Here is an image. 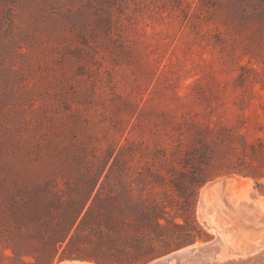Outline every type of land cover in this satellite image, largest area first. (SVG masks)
Here are the masks:
<instances>
[{
    "label": "rangeland",
    "instance_id": "rangeland-1",
    "mask_svg": "<svg viewBox=\"0 0 264 264\" xmlns=\"http://www.w3.org/2000/svg\"><path fill=\"white\" fill-rule=\"evenodd\" d=\"M213 2L1 0L2 264H58L72 252L145 264L213 239L204 213L229 252L261 245L264 193L253 178L221 176L199 188L189 208L199 234L175 227L182 201L153 153L173 145L183 119L233 125L250 141L264 123L259 84L247 85L248 105L239 102L247 57L239 44L231 50L232 0ZM23 205L36 215L21 217Z\"/></svg>",
    "mask_w": 264,
    "mask_h": 264
},
{
    "label": "trees",
    "instance_id": "trees-1",
    "mask_svg": "<svg viewBox=\"0 0 264 264\" xmlns=\"http://www.w3.org/2000/svg\"><path fill=\"white\" fill-rule=\"evenodd\" d=\"M202 1L203 4L210 3V6L213 7L216 4L213 0ZM230 5L232 17L235 18L234 21L230 19L232 21H230L229 31L233 33L231 39L234 42V45L231 44V50L235 51V45L239 44L242 56L247 57V62L240 65V73L236 78L237 85L243 88L244 93L239 102L248 105L250 99L254 97V92L247 89V85L253 87L255 84H259V90H264V76L256 77L260 74L259 69L264 72V0H232ZM219 34H215L216 41H220ZM70 53L73 56H79V49L70 51ZM254 61L259 64H254ZM242 120V124H245L246 115L242 117ZM174 129L177 130V136L171 140L173 145L156 147L153 149V153L159 154L165 161L164 168L169 175L168 184L177 192L182 201L183 211L180 217L183 223L175 225V227L180 229L188 227L193 228L199 234L205 233L194 217H191L189 208L193 206L199 188L217 177L234 174L251 177L260 192L264 193V183L259 181L264 177V123L258 127L259 133L251 141L238 127L229 124L212 125L197 120L188 122L183 119L176 123ZM122 148L123 146L119 149V153ZM105 164L102 165L101 170ZM84 204L85 201L74 212L71 221L66 225L67 227H70L79 216ZM19 215L21 217L35 216L36 212L32 207L23 205ZM66 235L67 231L55 240L58 246L65 241ZM199 237L201 236L199 235ZM73 241L74 237H71L67 246L72 245ZM75 250L79 251V249ZM18 258L24 262L21 254H18ZM63 258L104 262L102 259L74 252L62 256L60 260ZM0 264H2L1 261Z\"/></svg>",
    "mask_w": 264,
    "mask_h": 264
},
{
    "label": "bare ground",
    "instance_id": "bare-ground-1",
    "mask_svg": "<svg viewBox=\"0 0 264 264\" xmlns=\"http://www.w3.org/2000/svg\"><path fill=\"white\" fill-rule=\"evenodd\" d=\"M213 229V228H212ZM215 231V240H221L220 235ZM219 243V242H218ZM205 244H195L186 246L183 249H188L196 246H201ZM245 255L235 256V253L229 252L228 248L222 244L210 247L207 251L201 252L195 256H189L187 258L181 259L177 264H264V247L253 252V253H244ZM239 259V261H237ZM62 262V263H61ZM58 264H85L82 261L78 260H64ZM89 264H95L88 262Z\"/></svg>",
    "mask_w": 264,
    "mask_h": 264
},
{
    "label": "water",
    "instance_id": "water-1",
    "mask_svg": "<svg viewBox=\"0 0 264 264\" xmlns=\"http://www.w3.org/2000/svg\"><path fill=\"white\" fill-rule=\"evenodd\" d=\"M203 220L206 226H209V228H213L217 231L219 234V225L213 220V218L206 217V213L203 214ZM219 242V243H218ZM205 245L196 246L188 249L179 248L174 251H171L167 254H164L160 257H157L153 260H151L148 263L145 264H177L181 259L187 258L189 256H195L198 255L201 252L207 251L210 247H214L216 245L222 244L221 240H215V237L211 239L210 241L204 243ZM186 247V246H185ZM264 247V239L260 246L256 247L252 251H247L248 253H253L257 249H260ZM242 253H236L235 256H241ZM70 260H81V259H70ZM84 261V260H83ZM246 262V261H245ZM100 264V263H95Z\"/></svg>",
    "mask_w": 264,
    "mask_h": 264
},
{
    "label": "crops",
    "instance_id": "crops-1",
    "mask_svg": "<svg viewBox=\"0 0 264 264\" xmlns=\"http://www.w3.org/2000/svg\"><path fill=\"white\" fill-rule=\"evenodd\" d=\"M85 261V260H84Z\"/></svg>",
    "mask_w": 264,
    "mask_h": 264
}]
</instances>
